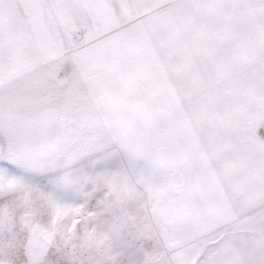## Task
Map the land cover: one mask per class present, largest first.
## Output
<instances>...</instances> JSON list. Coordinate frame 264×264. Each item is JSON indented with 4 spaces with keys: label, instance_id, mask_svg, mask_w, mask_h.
<instances>
[{
    "label": "snow or ice",
    "instance_id": "snow-or-ice-1",
    "mask_svg": "<svg viewBox=\"0 0 264 264\" xmlns=\"http://www.w3.org/2000/svg\"><path fill=\"white\" fill-rule=\"evenodd\" d=\"M0 264H264V0H0Z\"/></svg>",
    "mask_w": 264,
    "mask_h": 264
}]
</instances>
